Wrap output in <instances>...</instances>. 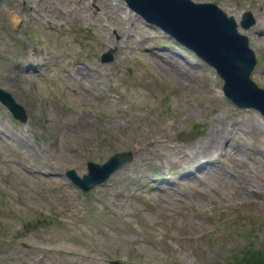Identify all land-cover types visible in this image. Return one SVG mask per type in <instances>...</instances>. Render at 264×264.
<instances>
[{
    "label": "rangeland",
    "instance_id": "374dc122",
    "mask_svg": "<svg viewBox=\"0 0 264 264\" xmlns=\"http://www.w3.org/2000/svg\"><path fill=\"white\" fill-rule=\"evenodd\" d=\"M212 1L238 20L255 13L257 25L239 29L251 39L252 77L264 88V0ZM87 13L70 9V0H0V87L28 113L22 123L0 102V264H228L249 240L264 249L258 114L214 91L222 86L215 70L168 35L114 15L111 0ZM76 28L94 95L69 74L81 46ZM108 50L113 60L102 62ZM81 110L84 128L75 125ZM213 124L228 155L209 146ZM201 143L207 147L196 151ZM128 149L134 160L88 193L65 175ZM208 159L215 165L198 170Z\"/></svg>",
    "mask_w": 264,
    "mask_h": 264
},
{
    "label": "water",
    "instance_id": "95a60500",
    "mask_svg": "<svg viewBox=\"0 0 264 264\" xmlns=\"http://www.w3.org/2000/svg\"><path fill=\"white\" fill-rule=\"evenodd\" d=\"M149 19L170 31L179 40L196 50L215 65L226 79V92L241 106H256L264 112V91L256 86L249 75L255 65L254 53L249 49L245 35L237 31V23L215 4L195 3L191 0H129ZM254 19L248 14L243 25L248 27ZM0 98L9 105L17 117L26 120L24 109L11 95L0 90ZM132 158L131 152L115 154L104 165L90 162V174L74 180L83 186L93 170H98L95 182L104 180L111 172Z\"/></svg>",
    "mask_w": 264,
    "mask_h": 264
},
{
    "label": "bare ground",
    "instance_id": "6f19581e",
    "mask_svg": "<svg viewBox=\"0 0 264 264\" xmlns=\"http://www.w3.org/2000/svg\"><path fill=\"white\" fill-rule=\"evenodd\" d=\"M124 7H126L125 4H124V6L120 5L118 7L117 4L113 3V12L117 13L119 10L124 9ZM6 14L8 15L10 22L18 23V21H19V15L18 14L11 11L9 8L6 10ZM132 18L135 19L134 17L129 16L130 21L132 20ZM121 32L126 33V31H121ZM109 39H111V38L109 37ZM77 75H78L81 83L85 86L87 85L86 84L87 81H95L93 74L91 72H87L86 70H83V68L78 69ZM115 121L116 122L120 121V117L116 118ZM87 122H88V120H87L85 114L82 113V117L80 118V120L78 119L76 121L75 125L76 126L81 125L84 128V127H86V125L84 123H87ZM222 133L223 132L221 131L220 126L217 124H213L211 129H210L211 139L208 140L209 146H212V147H213V145L219 146L220 144L217 142L216 137H218L219 135H222ZM201 147H202V150L204 151V149L207 147V145H205L204 143H201Z\"/></svg>",
    "mask_w": 264,
    "mask_h": 264
},
{
    "label": "trees",
    "instance_id": "16d2710c",
    "mask_svg": "<svg viewBox=\"0 0 264 264\" xmlns=\"http://www.w3.org/2000/svg\"><path fill=\"white\" fill-rule=\"evenodd\" d=\"M252 252V250L246 251L242 258L236 256V261H238L239 264H264V255Z\"/></svg>",
    "mask_w": 264,
    "mask_h": 264
}]
</instances>
